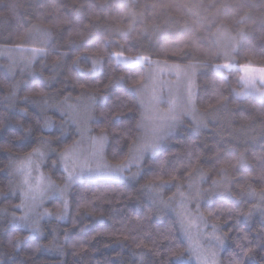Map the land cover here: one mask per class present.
I'll use <instances>...</instances> for the list:
<instances>
[{
	"label": "snow or ice",
	"instance_id": "snow-or-ice-1",
	"mask_svg": "<svg viewBox=\"0 0 264 264\" xmlns=\"http://www.w3.org/2000/svg\"><path fill=\"white\" fill-rule=\"evenodd\" d=\"M100 20L90 10L65 29L75 21L41 14L0 43V133L20 113V131L0 140V259L46 264L36 257L48 252L58 264H103L94 257L115 246L116 264H249L264 247V143L254 147L264 139V49L238 58L242 33L226 30L203 61L188 57L189 40L165 44V59L126 40L56 47L62 30L67 43L85 40ZM109 91L113 102L101 107ZM212 131L230 149L214 145V162ZM129 203L140 211L114 215ZM82 219L98 226L74 232Z\"/></svg>",
	"mask_w": 264,
	"mask_h": 264
},
{
	"label": "trees",
	"instance_id": "trees-1",
	"mask_svg": "<svg viewBox=\"0 0 264 264\" xmlns=\"http://www.w3.org/2000/svg\"><path fill=\"white\" fill-rule=\"evenodd\" d=\"M90 10L98 13L101 18L102 27L99 32L91 37H86L85 40H74L72 43H67V31L62 30L56 38V47L77 50L82 48L89 38L98 41L107 38L111 48L115 41L126 40L130 45L144 47L153 55V58L165 59L163 56H158L165 44L180 45L182 41L189 40V47L185 50L188 57L203 61L207 58L206 53L210 54L217 49L218 33L226 30L232 35L242 33L236 53L238 58L250 45H254L257 49H264V0H0V43L14 40L19 32L27 29L30 23L34 22L41 14H45L48 22H54L58 17L74 20L75 22L71 26H65L67 29L77 25L82 26L83 22L87 20ZM105 18L110 19L111 27L107 26ZM192 44L199 46L201 51L194 52ZM4 62L0 60V63ZM2 71L4 70L0 68V72ZM202 71H207V69H202ZM27 79L33 78L28 77ZM57 86L58 83L52 85V87ZM100 86L102 87V84ZM204 87V78H201L200 97L202 100L207 99L204 95ZM2 91L0 89V93ZM113 95L114 91H109L107 98L100 101V106L110 105L113 102ZM0 111H6L3 104H0ZM32 111L35 112L36 109L33 108ZM19 115L17 109L11 111V120L4 132L0 133V140L9 138V132L13 129L17 132L20 131L13 122ZM28 119L25 117L26 122ZM33 127L38 130L35 123H33ZM205 135L210 161L214 162L221 158L212 156L214 145L219 144L221 148L230 150L226 143L220 141L215 131ZM31 143L32 138L30 137L15 142V147L27 148ZM261 143H264V139L255 142L254 147L258 148ZM169 147H175V145H166V148ZM3 159L4 156L0 153V160ZM4 179V174L0 173V180ZM98 182L111 183V181H84L87 184ZM120 183L125 182L121 181ZM233 191H235V187H233ZM2 201L3 198L0 197V203ZM119 206L117 205L118 208ZM128 209L133 212L140 211L135 203H129L123 212L117 210L114 215L126 216ZM105 223L107 224V221ZM154 223L162 224L163 221H154ZM84 224L89 225L82 233L85 236L98 226L97 221L89 222L88 219H82L81 224L74 232L80 231V227ZM66 226L65 224L60 225L61 228ZM248 227L251 230L254 224H250ZM2 235L3 233H0V236ZM114 250L115 246L103 249L96 254L94 259L101 260L103 264H116V261L108 259ZM262 253H264V247L257 252L254 260L249 261V264H261V261H264ZM59 259L60 257L55 253L48 252H42L36 257L37 261L43 260L46 264H58ZM0 264H32V262L16 255L0 259Z\"/></svg>",
	"mask_w": 264,
	"mask_h": 264
},
{
	"label": "rangeland",
	"instance_id": "rangeland-1",
	"mask_svg": "<svg viewBox=\"0 0 264 264\" xmlns=\"http://www.w3.org/2000/svg\"><path fill=\"white\" fill-rule=\"evenodd\" d=\"M87 180V179H86ZM89 181H92V180H89ZM105 181H110V180H105Z\"/></svg>",
	"mask_w": 264,
	"mask_h": 264
}]
</instances>
